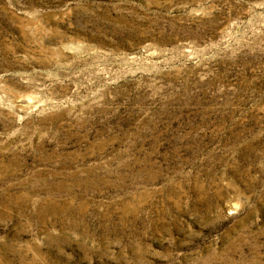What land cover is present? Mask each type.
Instances as JSON below:
<instances>
[{
  "label": "rangeland",
  "instance_id": "1",
  "mask_svg": "<svg viewBox=\"0 0 264 264\" xmlns=\"http://www.w3.org/2000/svg\"><path fill=\"white\" fill-rule=\"evenodd\" d=\"M0 264H264V0H0Z\"/></svg>",
  "mask_w": 264,
  "mask_h": 264
}]
</instances>
